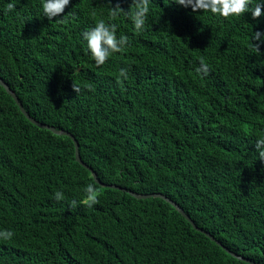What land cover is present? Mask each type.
<instances>
[{
    "label": "trees",
    "instance_id": "trees-1",
    "mask_svg": "<svg viewBox=\"0 0 264 264\" xmlns=\"http://www.w3.org/2000/svg\"><path fill=\"white\" fill-rule=\"evenodd\" d=\"M10 2L0 0V78L31 117L73 134L104 184L164 194L226 248L264 264V162L255 149L264 137V43L261 54L252 47L264 15L224 19L150 0L137 31L124 14L132 0H70L51 21L43 0H15L9 12ZM117 4L124 13L113 20ZM101 19L128 43L97 67L82 33ZM201 59L207 76L196 71ZM90 183L100 193L92 207L80 203ZM3 230L14 236L0 240V264H248L165 200L99 185L72 139L32 124L0 85Z\"/></svg>",
    "mask_w": 264,
    "mask_h": 264
},
{
    "label": "clouds",
    "instance_id": "clouds-1",
    "mask_svg": "<svg viewBox=\"0 0 264 264\" xmlns=\"http://www.w3.org/2000/svg\"><path fill=\"white\" fill-rule=\"evenodd\" d=\"M70 0H43V14L50 21L53 18L60 16L66 6H68ZM175 4L183 6L185 8L190 7L193 13L196 12H210L219 17L227 19L229 17H239L246 13H251L252 18L258 19L264 15V0H258L253 8L249 5L252 0H175ZM150 0H132V5L128 13H124L117 4L114 8H109V15L111 19H115L121 13L130 16L134 28L137 31H141L144 28L147 14L149 13ZM15 0H11L7 4V10L9 12L15 10ZM64 19V18H63ZM56 20V22H62ZM118 26L114 23H106L101 19L96 25L88 31L82 33L83 39L87 42V47L90 51L91 57L94 60L97 67L102 66L106 63L108 58L114 53H121L124 51L125 46L128 43V37L120 35L117 37ZM252 40L258 43L252 44V47L259 54L260 44L264 43V33L255 32L252 36ZM197 73L201 76L209 75V66L204 62L203 59L200 61V66L196 69ZM119 76L127 79V69L121 68ZM118 83L120 80L118 79ZM73 91L78 95L80 92L79 87L73 84ZM256 153H258V159L264 162V137L259 138L255 143ZM86 196L80 201L83 205L92 207L99 203V190L95 184H88L84 189ZM55 199L60 201L64 199L63 193L57 191L55 193ZM77 201H71V207H76ZM14 236V233L9 230L0 231V240L9 241Z\"/></svg>",
    "mask_w": 264,
    "mask_h": 264
},
{
    "label": "water",
    "instance_id": "water-1",
    "mask_svg": "<svg viewBox=\"0 0 264 264\" xmlns=\"http://www.w3.org/2000/svg\"><path fill=\"white\" fill-rule=\"evenodd\" d=\"M0 85L4 87V89L7 91V93L15 100L16 104L18 105V107L20 108L21 112L23 113V115L35 126L41 128V129H46L49 130L51 132H53L56 135H62V136H67L70 139H72V141L74 142L75 145V154H76V160L77 162L82 165L85 169H87L88 171H90L92 173V176L94 178V180L101 186L103 187H110V188H117L120 189L121 191L125 192V193H129L131 196L137 198V199H146V198H160L165 200L166 202H168L169 204H171L184 218L187 219V221L194 227V229H196L197 231L205 234L208 238H210L212 241H215L219 246H221L225 251H227L230 255H232L233 257H235L236 259H239L241 261H244L248 264H259L253 260H250L248 258H245L241 255H238L237 253L231 251L230 249L226 248L220 241H218L215 237H213L208 231L203 230L202 228H199L195 222L186 214V212L184 211V209L178 205L176 202L172 201L171 199H169L166 195L161 194V193H154V194H141V193H136L133 191H129L126 188L120 187V186H116V185H109V184H104L103 182H101L96 174V172L94 170H92L81 158L80 155V149H79V144L78 141L76 140V138L74 137L73 134L64 131V130H57L56 128L49 126L47 124L41 123L39 121H37L36 119H34L33 117H31V115L25 110V108L23 107L22 103L20 102L18 96L14 93V91L10 88V86L2 79L0 78Z\"/></svg>",
    "mask_w": 264,
    "mask_h": 264
},
{
    "label": "bare ground",
    "instance_id": "bare-ground-1",
    "mask_svg": "<svg viewBox=\"0 0 264 264\" xmlns=\"http://www.w3.org/2000/svg\"><path fill=\"white\" fill-rule=\"evenodd\" d=\"M68 53V52H67ZM69 54H70V52H69ZM72 54V53H71Z\"/></svg>",
    "mask_w": 264,
    "mask_h": 264
}]
</instances>
